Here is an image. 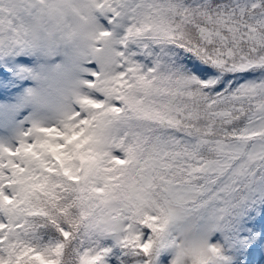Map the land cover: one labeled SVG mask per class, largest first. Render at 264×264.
Instances as JSON below:
<instances>
[{"label":"snow or ice","instance_id":"obj_1","mask_svg":"<svg viewBox=\"0 0 264 264\" xmlns=\"http://www.w3.org/2000/svg\"><path fill=\"white\" fill-rule=\"evenodd\" d=\"M52 38L82 78L0 146V264H219L168 228L264 201V0H0V53Z\"/></svg>","mask_w":264,"mask_h":264},{"label":"rangeland","instance_id":"obj_2","mask_svg":"<svg viewBox=\"0 0 264 264\" xmlns=\"http://www.w3.org/2000/svg\"><path fill=\"white\" fill-rule=\"evenodd\" d=\"M80 68L75 45L58 38L41 39L14 54L0 53V146L15 148L33 124H56L82 78ZM168 236L216 248L219 264H264V201L222 219L201 210L170 224ZM111 243L106 258L108 264H118L120 251ZM173 255L172 249H162L157 264H170Z\"/></svg>","mask_w":264,"mask_h":264},{"label":"trees","instance_id":"obj_3","mask_svg":"<svg viewBox=\"0 0 264 264\" xmlns=\"http://www.w3.org/2000/svg\"><path fill=\"white\" fill-rule=\"evenodd\" d=\"M2 55L4 54V53H1ZM112 241L111 240H107L106 241V243L107 244H105V245H103L102 244V246L103 247H106L107 245L109 246V247H113V244L111 243ZM118 251H120L117 247H115ZM120 257H121V255H120ZM122 258V257H121ZM122 259H124V258H122ZM122 261V260H121ZM121 261L119 260V261H116V262H118V264H121ZM109 262H108V259L105 257V264H108ZM125 264H126V261H125Z\"/></svg>","mask_w":264,"mask_h":264}]
</instances>
